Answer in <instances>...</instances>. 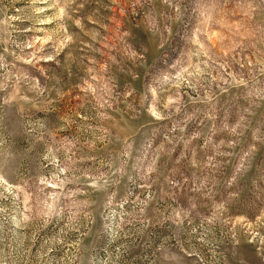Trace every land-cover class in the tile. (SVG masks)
I'll return each instance as SVG.
<instances>
[{"label": "rangeland", "instance_id": "rangeland-1", "mask_svg": "<svg viewBox=\"0 0 264 264\" xmlns=\"http://www.w3.org/2000/svg\"><path fill=\"white\" fill-rule=\"evenodd\" d=\"M0 264H264V0H0Z\"/></svg>", "mask_w": 264, "mask_h": 264}]
</instances>
